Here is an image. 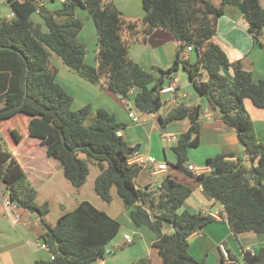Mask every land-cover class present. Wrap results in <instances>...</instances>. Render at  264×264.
<instances>
[{"label": "trees", "instance_id": "obj_1", "mask_svg": "<svg viewBox=\"0 0 264 264\" xmlns=\"http://www.w3.org/2000/svg\"><path fill=\"white\" fill-rule=\"evenodd\" d=\"M14 17L0 18V191H9L11 203L35 212L43 219L48 203L38 204L37 191L26 170L9 147L4 125L13 117L24 124L9 128L14 141L24 133L46 146L47 155L57 159L65 176L80 188L90 173V164L99 168L95 192L111 202L112 187L123 200L132 222L148 226L157 236L154 246L164 264H205L189 250L190 236L216 218L203 211L183 208L193 187L168 174L160 185L136 187L135 178L143 168L129 163V156L139 149L120 134L126 126L105 108L95 113L91 105L73 109V96L57 81L58 68L53 54L62 63L87 80L103 84L132 100L139 111L157 113L166 100L162 89L169 85L180 67L186 69L199 96L212 110L233 127L244 147V154H217L206 159L211 171L196 175L188 168L189 150L200 145V125L205 104L179 103L164 116L162 126L188 120L173 146L174 167L195 175L203 189L224 207L225 217L235 235L244 232L264 234V142L257 137L254 121L245 100L264 108V78L254 80L242 61L229 60L222 47L214 42L218 19L226 5L237 6L248 22V32L264 48V6L260 0H142L145 11L141 19L127 18L113 1L63 0L62 6L41 13L47 31L32 15L41 8L39 0H8ZM87 9L98 32V64L85 61L86 47L78 40L84 22L76 15ZM156 28H163L179 42L173 64L146 70L129 54L130 45ZM192 46L197 58H185ZM226 71L232 70L229 79ZM206 72L208 79L202 73ZM25 98V101H23ZM121 223L106 211L84 200L61 214L56 224L42 234L49 258L36 264H91L106 256L108 245L117 236ZM169 228V230H165ZM228 262L223 256L218 264H239L229 249ZM248 264H264V245L257 252H244ZM133 264H153L142 257Z\"/></svg>", "mask_w": 264, "mask_h": 264}, {"label": "crops", "instance_id": "obj_2", "mask_svg": "<svg viewBox=\"0 0 264 264\" xmlns=\"http://www.w3.org/2000/svg\"><path fill=\"white\" fill-rule=\"evenodd\" d=\"M105 1H113L116 7L130 19H141L145 14L142 0ZM212 1L216 5L221 4V0ZM260 1L264 6V0ZM39 2L41 7L44 6L46 11L53 12L62 6L63 0H59V7H55L56 0H39ZM0 4L2 5L0 7V18L10 19L14 17V12L8 0H0ZM81 9L85 8L79 7L76 10L77 16ZM7 11L9 12L7 13ZM41 13L39 11L34 13L32 18L36 23H41L43 29L47 31ZM85 25L84 23L78 39L86 46L84 41H82ZM91 25L90 20L86 29L87 32L89 31L93 34L95 27ZM213 40L222 47L230 61L241 60L244 69L251 71L254 80L257 81L264 78V48L254 42L252 35L248 32V22L243 12L237 6H225L224 14L218 19L217 32ZM178 48L179 42L168 31L163 28H156L151 33L147 35L140 34L139 37L134 39L130 45L129 54L144 69L153 70L154 66L160 68L170 67L176 58ZM93 52L94 58L93 54L87 58L88 51L86 50L85 61L90 65L96 66L98 64V42L94 45L91 53ZM184 56L191 62H194L197 58L195 52L187 51V49L184 51ZM54 64L58 68L57 81L73 96V108L90 104L94 113L99 108L107 109L114 113L119 121L126 124L125 128L120 131V134H122L129 145L139 146L141 152L171 164L169 170L151 174L153 176L149 177L150 181L146 185H160L163 179L168 174H171L193 187L192 194L183 205L184 209L203 212L210 210L219 213V218H216L215 221L190 236V252L197 259L204 260L205 264H218L222 258L219 244L224 242L228 249L234 253L237 252L235 253L237 256L238 254L240 255L239 257L243 259L244 264H248L244 259V252L248 250L257 252L264 245V234L248 231L235 235L225 217L223 205L206 193L195 175L187 174L183 170L174 167L173 163H175L176 157L173 146L176 143H167L162 139V135L166 133L175 134L179 139L181 133L189 128L190 123L184 119L162 126L159 116H164L170 109L182 102H186L188 105L204 103L205 112L200 125L199 146L206 143L205 140L208 139L210 141L209 145H214V150L203 151L205 155L202 157L196 156L189 150V158L193 162H188V164L204 166L206 171H208L205 164L206 159L220 153L234 154L233 159L242 156L245 161H249V157L244 154V147L238 139L236 130L226 124L217 111L211 109L210 104L204 97L198 95L186 69L180 67L174 77L178 80V95L174 98L171 93L162 92L163 95L167 94V97L164 98L166 103L159 112L152 114L139 112L142 117L141 122L135 123L129 115L132 109L137 110L132 100H125L107 86L93 83L76 72H70L65 68L66 66L61 60H56ZM225 73L229 79L232 78V70H225ZM202 75L204 79H208L206 72H203ZM180 94H185V97H181ZM173 99L175 100V104L171 102ZM245 105L254 121L257 137L264 142V108L254 106L250 99L245 100ZM205 132L208 135L206 134L207 137L203 140L201 135L205 134ZM26 135L28 133H25L19 142L15 141V144L22 143ZM34 139L38 140L37 138ZM38 141L43 146L40 140ZM9 147L13 149L20 148L16 145H9ZM44 147L47 155L46 146ZM46 157L42 161H38L37 159L29 160L30 158H28L25 163L17 158L26 170L32 183L34 180L52 175L53 169L57 167L58 164L53 162L54 160H50L53 157H49L48 155ZM135 183L137 185L136 181ZM4 193L8 196L4 195ZM2 195L0 196V264H36V260L48 259V250L40 246L42 242L41 236L46 229L53 227L56 222L48 221L47 215L43 219L44 221H42V218L37 213L29 214L28 212H32L14 203L7 204L9 200L8 189L3 191ZM127 212L129 213V210ZM38 221L41 222L40 225L36 224ZM120 223L121 228L119 233L107 247L109 253L104 258L91 264H133L142 257L150 258L153 264H164L158 253V249L153 245L157 236L148 226L142 225L138 227L131 219H125L124 221H120ZM165 230L167 231L169 228H165ZM127 235L131 236V242H127ZM34 241L38 243V248L32 245Z\"/></svg>", "mask_w": 264, "mask_h": 264}, {"label": "rangeland", "instance_id": "obj_3", "mask_svg": "<svg viewBox=\"0 0 264 264\" xmlns=\"http://www.w3.org/2000/svg\"><path fill=\"white\" fill-rule=\"evenodd\" d=\"M59 3H60L59 0H56L55 7L56 6L59 7L60 6ZM1 6L2 5L0 4V7ZM2 12H4V11H2ZM8 12L9 11H7V13ZM78 16L86 24L85 28H84V33L82 36V41H84V43L86 44L85 47H86V50L88 51L87 58L90 57V55H92V54H93V58H94V52L91 53V51L94 49V45L96 44V42H98V32L96 31L95 22L93 20V17L89 13V11L86 9L79 10ZM90 20H91L92 25L95 27V30L93 29V34L89 31L87 32V29H86V27H88V23H90ZM135 20H137V19H135ZM56 60H61V59L57 55L53 54L52 62L55 63ZM65 68L67 70H69L70 72H75L74 70H71L68 67H65ZM163 97L164 98L167 97V94H164ZM79 108H81V107H79ZM79 108H73V109H79ZM161 112H162V110H161ZM18 123L24 124V119H22V117H20V119H19V117H13V118L9 119L5 123L4 131H3L8 145H12V146L16 145L17 147H20V145H22L20 148H16V149L11 148V150L15 154V156L20 161H22L24 163L28 160V158H30L29 160L37 159L38 161H42L43 159H46L47 155L45 153V147L41 146L38 143L39 142L38 140H36L32 137H29L28 135H26V137H24V140L22 143L20 142L19 144H15L16 142L14 141V138L11 135L8 128H10L12 125H15ZM206 134L207 133L205 132V134L203 133L201 135L203 140L206 139V137L208 135V134L207 135ZM205 141H206V143H203V145H201L199 147H194V148L192 147V149H190V151L193 152V154H195L196 156L202 157L205 155V153L203 151L214 150V147H213L214 145H209L210 141L208 139ZM213 153H215V152H213ZM50 160H54L53 162H56L58 164L57 167L53 169V171H52L53 174L49 175V176H45L42 179L34 180V182H33V185L37 191V194H36L37 203L40 205L44 204V203H48V206H49V212L47 214V220L48 221L55 223L57 221L56 219L61 214H63L64 212L73 210L76 207L77 203L84 201V200L91 202L92 204H94L99 209H102V210L108 212L109 215L119 219L120 221H124L125 219L130 220V216L128 215L129 213L127 212L128 210L126 209L125 204L122 201V199L117 194V190L115 187L112 188L111 194L113 196V199L111 202L104 201L101 198V196L95 192L94 183H95V179L99 173V168L97 167V165L90 164V173L86 179V182L84 183L83 186H81L80 188H77L65 176L64 170H63L62 166L60 165L59 161H57L53 158H51ZM188 162H193V161L189 158ZM151 174H153V173H152L150 168H144L140 172L139 176H137L135 178L134 182L136 181L138 186L136 185V183H135V185L137 187L144 188L146 186V183H148L150 181L149 177L153 176ZM2 190L6 191V188L2 187ZM3 191H1L0 196H3L2 195ZM5 194L6 193H4V195ZM6 200H8V199H6ZM28 213L29 214H35V212H32V213L28 212ZM36 224L40 225L41 222L38 221V222H36ZM32 245L36 246L37 248L39 247L38 243L35 241L32 242ZM235 253H237V252H235ZM239 256L240 255L238 254V259H239L240 263L244 264L243 259H241Z\"/></svg>", "mask_w": 264, "mask_h": 264}, {"label": "built area", "instance_id": "obj_4", "mask_svg": "<svg viewBox=\"0 0 264 264\" xmlns=\"http://www.w3.org/2000/svg\"><path fill=\"white\" fill-rule=\"evenodd\" d=\"M192 50H193L192 46L187 47V51H192ZM177 81H178L177 78H174L173 81L169 85L165 86L162 89V92L171 93L172 96L175 98V96L178 95ZM180 95H181V97H185V94H180ZM171 102L173 104H175L174 99ZM139 112H141V111H139L138 109L137 110L132 109L129 113L130 118L135 123L141 122L142 117L139 114ZM162 139L167 143H177L178 142V136L175 134H170V133L169 134L168 133L163 134ZM129 163L138 164L143 169L144 168H150L152 173H159V172L167 171L171 168V164L169 162L158 160L156 157L151 156L149 154H145V153L141 152L139 149L135 150L134 152H132L130 154ZM188 168H189V170L194 172L196 175L211 171L210 167H208V166H207L208 171H206V168L204 166H198V165H194V164H190V163L188 164ZM7 204H12V203L10 202V200H8ZM204 213L210 214V215L214 216L215 218L220 217L219 213L217 211L212 212V211L208 210V211H204ZM126 240H127V242H131L132 241L131 236L127 235ZM40 246H41V248L48 249L47 244L43 241L41 242ZM219 249L222 253V256L228 262H233V260L230 258L229 249L224 242H221L219 244ZM108 253H109V250L107 249L106 254H108ZM252 253H254V252H252Z\"/></svg>", "mask_w": 264, "mask_h": 264}, {"label": "water", "instance_id": "obj_5", "mask_svg": "<svg viewBox=\"0 0 264 264\" xmlns=\"http://www.w3.org/2000/svg\"><path fill=\"white\" fill-rule=\"evenodd\" d=\"M39 12H42V13H45V12H46V9L44 8V6H42V7L39 9ZM23 101H25V98H24ZM247 163H248L249 165H251V162H250V161H247Z\"/></svg>", "mask_w": 264, "mask_h": 264}]
</instances>
